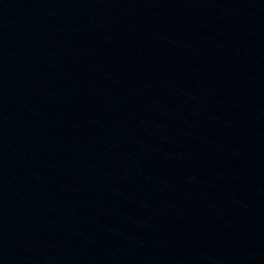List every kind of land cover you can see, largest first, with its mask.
Wrapping results in <instances>:
<instances>
[{
  "label": "water",
  "instance_id": "water-1",
  "mask_svg": "<svg viewBox=\"0 0 264 264\" xmlns=\"http://www.w3.org/2000/svg\"><path fill=\"white\" fill-rule=\"evenodd\" d=\"M0 264H264V0H0Z\"/></svg>",
  "mask_w": 264,
  "mask_h": 264
}]
</instances>
